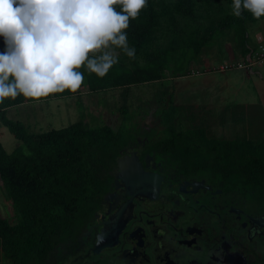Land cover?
<instances>
[{"label":"trees","instance_id":"trees-1","mask_svg":"<svg viewBox=\"0 0 264 264\" xmlns=\"http://www.w3.org/2000/svg\"><path fill=\"white\" fill-rule=\"evenodd\" d=\"M232 0H147L138 17L130 18L128 43L135 48L129 58L122 50L118 63L103 77L84 74L93 91L162 80L168 72L185 75L202 53L226 34L235 36L245 58L250 46V27L259 19L245 10L232 14ZM118 11L119 5L114 6ZM0 36V52L5 50ZM70 90L46 97L6 98L0 104V122L22 144L8 152L0 140V180L3 193L13 204L16 221L0 219V255L8 264H51L50 257L62 245L76 242L101 210L111 190V171L120 152L136 138L149 137V147L168 158L181 173L209 175L224 186L256 199L264 208V131L253 137L228 139L208 132L203 118L174 103L161 111L160 128L141 131L130 123L123 108L119 128L92 126L83 118L62 128L33 131L8 116L12 106L69 97ZM179 119L190 121L185 127Z\"/></svg>","mask_w":264,"mask_h":264},{"label":"flooded vegetation","instance_id":"flooded-vegetation-1","mask_svg":"<svg viewBox=\"0 0 264 264\" xmlns=\"http://www.w3.org/2000/svg\"><path fill=\"white\" fill-rule=\"evenodd\" d=\"M136 138L101 210L51 264H264V208L209 175L185 174ZM136 153V154H135Z\"/></svg>","mask_w":264,"mask_h":264},{"label":"rangeland","instance_id":"rangeland-1","mask_svg":"<svg viewBox=\"0 0 264 264\" xmlns=\"http://www.w3.org/2000/svg\"><path fill=\"white\" fill-rule=\"evenodd\" d=\"M251 44L264 41V21L250 27ZM120 56V52L115 50ZM235 36L226 34L206 49L185 75L167 73L162 80L143 82L93 92L86 85L75 95L54 97L12 106L8 116L19 119L33 131L62 128L80 119L92 126L119 128L123 108L130 123L142 132L160 128V111L168 104L184 106L196 119H204L208 132L218 137H257L264 131V61L251 69L220 71L223 63L244 62ZM185 127L190 121L179 119ZM0 140L8 152L22 144L7 127L0 125ZM136 154V153H135ZM16 221L13 204L0 187V219ZM0 264H8L0 255Z\"/></svg>","mask_w":264,"mask_h":264},{"label":"clouds","instance_id":"clouds-1","mask_svg":"<svg viewBox=\"0 0 264 264\" xmlns=\"http://www.w3.org/2000/svg\"><path fill=\"white\" fill-rule=\"evenodd\" d=\"M119 5L118 11L114 6ZM147 0H0V104L19 95L46 97L84 82L86 68L103 78L118 63L116 49L129 58L135 48L126 29ZM232 14L247 10L264 17V0H232Z\"/></svg>","mask_w":264,"mask_h":264},{"label":"built area","instance_id":"built-area-1","mask_svg":"<svg viewBox=\"0 0 264 264\" xmlns=\"http://www.w3.org/2000/svg\"><path fill=\"white\" fill-rule=\"evenodd\" d=\"M258 47L254 51L253 56L248 57L244 62L223 63L217 69L220 71L232 70L235 68L251 69L255 63L264 61V41L259 37ZM1 125V122H0Z\"/></svg>","mask_w":264,"mask_h":264},{"label":"crops","instance_id":"crops-1","mask_svg":"<svg viewBox=\"0 0 264 264\" xmlns=\"http://www.w3.org/2000/svg\"><path fill=\"white\" fill-rule=\"evenodd\" d=\"M256 50V49H255ZM255 50H252L247 56H246V59L248 58V57H250L251 55L253 56V53H254V51ZM258 63H255L254 65H253V67L255 66V65H257ZM27 103V102H26ZM0 187H1V180H0Z\"/></svg>","mask_w":264,"mask_h":264}]
</instances>
